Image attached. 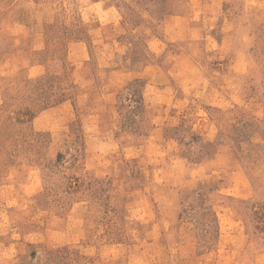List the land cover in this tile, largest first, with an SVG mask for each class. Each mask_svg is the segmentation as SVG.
<instances>
[{
	"label": "rangeland",
	"instance_id": "1",
	"mask_svg": "<svg viewBox=\"0 0 264 264\" xmlns=\"http://www.w3.org/2000/svg\"><path fill=\"white\" fill-rule=\"evenodd\" d=\"M0 264H264V0H0Z\"/></svg>",
	"mask_w": 264,
	"mask_h": 264
},
{
	"label": "trees",
	"instance_id": "2",
	"mask_svg": "<svg viewBox=\"0 0 264 264\" xmlns=\"http://www.w3.org/2000/svg\"><path fill=\"white\" fill-rule=\"evenodd\" d=\"M134 89L132 91V102L137 105L136 108L138 109H143L144 105H143V88L144 85L142 82L136 80L134 83H131V85L128 87V89Z\"/></svg>",
	"mask_w": 264,
	"mask_h": 264
},
{
	"label": "crops",
	"instance_id": "3",
	"mask_svg": "<svg viewBox=\"0 0 264 264\" xmlns=\"http://www.w3.org/2000/svg\"><path fill=\"white\" fill-rule=\"evenodd\" d=\"M197 7H198V6L195 7V5H194V9L197 8ZM194 9H193V10H194Z\"/></svg>",
	"mask_w": 264,
	"mask_h": 264
}]
</instances>
